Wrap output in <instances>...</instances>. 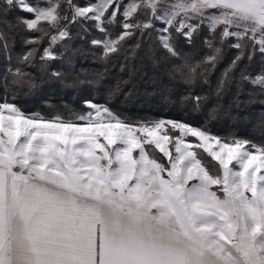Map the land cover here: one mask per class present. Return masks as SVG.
Wrapping results in <instances>:
<instances>
[{"label": "snow or ice", "instance_id": "6c2138e0", "mask_svg": "<svg viewBox=\"0 0 264 264\" xmlns=\"http://www.w3.org/2000/svg\"><path fill=\"white\" fill-rule=\"evenodd\" d=\"M13 9L31 16L18 23L41 33L26 43L38 45L48 29L58 32L42 60L56 58L52 47L69 35V23L81 20L96 22L104 38L91 44L106 59L150 29L167 56L178 57L173 30L191 42L202 24L219 32L221 43L236 40L226 78L255 52L264 56V0H98L83 7L74 0H0V13ZM117 16L123 30L113 38L104 25ZM156 21L164 26L155 28ZM0 40L6 52L2 33ZM205 43L213 49L212 40ZM35 51L22 61L30 63ZM220 51L202 63L214 65ZM199 66L185 61L175 71L191 79ZM8 72L13 83L35 87L30 73ZM240 77L264 93V68ZM194 99L198 105L200 97ZM86 105L87 113L49 119L27 116L6 98L0 103V264H264V145L222 140L177 121L136 124L105 105ZM168 125L199 143L176 137L173 155L165 147ZM194 148H203L220 171L206 167Z\"/></svg>", "mask_w": 264, "mask_h": 264}, {"label": "trees", "instance_id": "16d2710c", "mask_svg": "<svg viewBox=\"0 0 264 264\" xmlns=\"http://www.w3.org/2000/svg\"><path fill=\"white\" fill-rule=\"evenodd\" d=\"M20 17L31 18L18 9L0 13V33L8 44L6 52L0 47V103L6 98L9 103L17 104L27 116L38 114L50 119L67 118L70 113H87L86 102L90 101L105 105L113 113L136 124L171 119L205 129L222 140L235 138L264 145V93L240 77L245 69L253 76L260 73L264 68V56L255 52L251 60L243 59L226 78L225 73L239 51L232 46L236 43L234 38L221 43L219 35L209 32L204 24L194 33L191 42L173 30L179 55L170 57L159 46L158 33L150 29L142 36L137 32L119 54H111L106 59L103 50L91 44L93 39L104 38L97 30L96 22L81 20L69 23V35L52 47L56 58L42 60L51 35L58 32L48 29L49 35L44 36L38 45L26 43L41 33L18 23ZM146 18L140 16V19ZM121 20L122 16H117L114 24L104 25L113 38L123 30ZM64 23L61 22V27ZM154 23L155 28L163 27L158 21ZM207 40L213 41V49H221L214 65L202 63L213 54V49L205 43ZM3 42L0 40V46ZM138 42L140 47L136 48ZM33 48L36 51L31 62L24 63L22 57ZM185 61L189 66L200 65L191 79L175 71V67L183 66ZM17 67L31 74L35 87L13 83L14 77L8 69L15 71ZM53 72L64 75L56 78ZM183 72L187 75L189 68H183ZM195 97H200L198 105ZM167 127L171 147L176 129H171V125ZM145 149L167 163L155 145L145 144ZM195 151L206 167L220 171L218 162L202 148Z\"/></svg>", "mask_w": 264, "mask_h": 264}, {"label": "rangeland", "instance_id": "374dc122", "mask_svg": "<svg viewBox=\"0 0 264 264\" xmlns=\"http://www.w3.org/2000/svg\"><path fill=\"white\" fill-rule=\"evenodd\" d=\"M39 2L41 3V4H43V2H44V0H39ZM98 2V0H74V3H76V4H78V5H80V6H88L89 4H92V3H97ZM129 2V0H122V3L123 4H127ZM164 2L165 3H167V4H172V3H175V0H164ZM29 3H32V4H36L37 3V0H29ZM121 11H122V9H121ZM192 23H197V21H191ZM206 27H207V25L206 24H204ZM164 26V25H163ZM208 28V27H207ZM209 30V29H208ZM217 35H219V32H217L216 33ZM235 39V38H234ZM165 121H174V120H171V119H166ZM177 122H179V121H177ZM175 134V136H174V138H173V144H172V146L170 147L169 145H168V142H166L165 143V147L169 150V151H171L172 152V154L173 155H175V151H174V144H175V138L176 137H181V138H183L184 140H185V142L186 143H192V144H198L199 143V141L197 140V138H194V137H191V136H183V134L182 133H180V131L178 130V129H176L175 130V132H174ZM161 135L163 134V132H161L160 133ZM139 135V134H138ZM212 136V135H211ZM215 137V136H214ZM152 145H154V144H152ZM144 147H145V145H144ZM195 149H197V148H194L193 150L195 151ZM201 149V148H200ZM203 149V148H202ZM214 150H218V148H214ZM138 154V150H136V151H134V153H133V155L134 156H136ZM210 156V155H209ZM211 157V156H210ZM212 158V157H211ZM166 159H168L167 157H166ZM217 162V161H216ZM234 166V165H233ZM262 172H264V169H262ZM259 175V174H258ZM217 188V186H213V190H215Z\"/></svg>", "mask_w": 264, "mask_h": 264}]
</instances>
